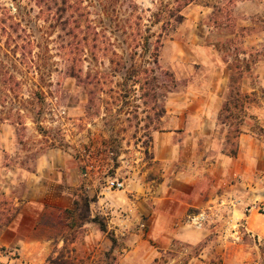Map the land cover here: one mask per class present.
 I'll list each match as a JSON object with an SVG mask.
<instances>
[{
	"label": "rangeland",
	"instance_id": "rangeland-1",
	"mask_svg": "<svg viewBox=\"0 0 264 264\" xmlns=\"http://www.w3.org/2000/svg\"><path fill=\"white\" fill-rule=\"evenodd\" d=\"M70 1L0 0L38 41L11 52L26 103L11 96L23 117L0 123V264L65 247L112 251L108 264H264V0H222L218 21L188 6L158 63L159 0ZM111 177L132 185L107 190Z\"/></svg>",
	"mask_w": 264,
	"mask_h": 264
},
{
	"label": "trees",
	"instance_id": "trees-1",
	"mask_svg": "<svg viewBox=\"0 0 264 264\" xmlns=\"http://www.w3.org/2000/svg\"><path fill=\"white\" fill-rule=\"evenodd\" d=\"M40 3H43L44 0H37ZM226 1V0H225ZM228 1H234V0H228ZM222 0H159L157 8L153 11V17L154 22L161 24V32L158 34L156 39V45L154 48V57L155 62L158 63L159 58V50L160 46L162 45V40L164 35L167 34L171 29L176 28L178 25L182 24L186 16L184 14V10L196 3H202L204 5H207L208 7L213 8L212 16L215 18V21H218L220 19V14L218 13V9H221L222 7ZM1 3V2H0ZM69 6H72L70 0H63L62 7L66 14L69 12ZM49 9V10H48ZM47 11L52 10V8H48ZM44 13V11H43ZM45 14V13H44ZM73 16L69 14V17L67 16V25L71 22ZM26 18L24 16L20 15H13L12 12L6 7L0 6V63L4 64L2 66V69H0V123L5 122H11V118L17 114L20 119L23 117V112L25 108H16V114H11V96L12 98H15L18 100L19 105L22 104L24 106V103H26V98L23 96V82L19 78V74H22L20 70H17V72H11V52H17V49L20 48L23 49V55H27L28 53H31V49L37 45L38 41L36 38L32 37L31 34L27 33V30L23 27V23L26 22ZM20 30L23 32H26V35L23 38V45H21V42L17 41V37H13L14 35L11 33H18ZM94 34L96 36H100V33L98 32L97 28H94ZM4 37L6 39L4 40ZM101 37V36H100ZM104 38V36L102 35ZM102 38V39H103ZM94 43L95 48L97 47V38L94 37ZM12 42L14 44H12ZM106 40H101V44H105ZM11 48H14L15 50H12ZM105 49V48H103ZM2 57H7L8 61H10L9 66H5V60L2 59ZM15 60L19 61L16 55L14 54ZM31 65H34L35 63L33 60H31ZM73 67V66H72ZM71 67V68H72ZM70 68V69H71ZM37 72L35 71L34 74ZM44 74L39 73V80H43ZM90 77V74L88 75ZM175 80V79H174ZM41 96V92L39 89L33 90L31 94V98L38 99V97ZM42 97V96H41ZM238 100V99H237ZM9 104V106H8ZM26 107V106H25ZM233 107L230 103H226L225 106L221 109L219 113V120H222V116L226 113H232ZM41 113V112H39ZM229 117V116H228ZM240 126L236 128L237 136H240L242 134ZM234 155L236 152L233 153ZM89 202V201H87ZM70 213H73L72 210H69ZM102 230L106 231V226L102 225ZM113 239V243L116 242L115 238ZM58 252V251H56ZM75 250L74 248L66 249L63 248L58 252L56 256H51L48 258L46 264H85L84 259L88 258L91 259V257H83L78 258L76 255H74ZM112 256V251H108L105 253V255L98 259H91V264H108L106 260H108Z\"/></svg>",
	"mask_w": 264,
	"mask_h": 264
},
{
	"label": "built area",
	"instance_id": "built-area-1",
	"mask_svg": "<svg viewBox=\"0 0 264 264\" xmlns=\"http://www.w3.org/2000/svg\"><path fill=\"white\" fill-rule=\"evenodd\" d=\"M106 188L110 191L122 190L125 188V183L119 178L111 177L108 179ZM209 217V213L203 210L197 213L190 214L187 218V221L191 226H194L196 228H203L207 224V221H209Z\"/></svg>",
	"mask_w": 264,
	"mask_h": 264
},
{
	"label": "crops",
	"instance_id": "crops-1",
	"mask_svg": "<svg viewBox=\"0 0 264 264\" xmlns=\"http://www.w3.org/2000/svg\"><path fill=\"white\" fill-rule=\"evenodd\" d=\"M169 116H170V114H169ZM168 116V117H169ZM183 117H186V115H184ZM170 118H176V116L175 115H173V116H171ZM163 133H168V134H170V133H172V132H170V131H167V132H163ZM175 133V132H174ZM155 138L157 139L158 138V136H155ZM173 146V145H172ZM124 183H126L127 182V188L130 186V185H132V183H129L127 180H131V177H124ZM126 188V189H127ZM125 188L124 189H122V190H118V192H123V191H127ZM117 192V191H116ZM122 233H125V230L122 232Z\"/></svg>",
	"mask_w": 264,
	"mask_h": 264
}]
</instances>
